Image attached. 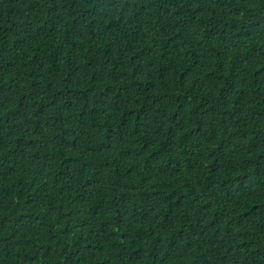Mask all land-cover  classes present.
<instances>
[{
	"label": "trees",
	"instance_id": "16d2710c",
	"mask_svg": "<svg viewBox=\"0 0 264 264\" xmlns=\"http://www.w3.org/2000/svg\"><path fill=\"white\" fill-rule=\"evenodd\" d=\"M0 264H264V0H0Z\"/></svg>",
	"mask_w": 264,
	"mask_h": 264
}]
</instances>
